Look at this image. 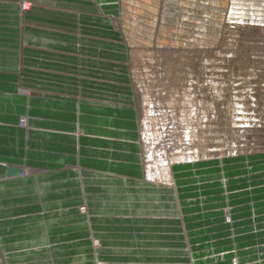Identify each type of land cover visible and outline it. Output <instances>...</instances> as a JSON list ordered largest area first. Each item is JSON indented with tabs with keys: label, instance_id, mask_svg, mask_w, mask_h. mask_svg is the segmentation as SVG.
<instances>
[{
	"label": "rangeland",
	"instance_id": "rangeland-1",
	"mask_svg": "<svg viewBox=\"0 0 264 264\" xmlns=\"http://www.w3.org/2000/svg\"><path fill=\"white\" fill-rule=\"evenodd\" d=\"M18 5L19 23H6L7 28L15 27L21 32L22 47L32 39L25 35L26 27L51 29L78 39L63 53L76 59L69 77L77 81L86 74L85 66L89 67L86 60L99 57L94 54L100 52L98 47L84 41L93 39L90 30L105 32L103 39L109 38L107 31L116 22L112 25L111 14L105 9L85 2L79 6L62 0H20ZM25 5L30 6L28 12L21 11ZM118 7L120 14L114 16L120 22L119 36L118 39L113 36L112 41L124 44L127 50L121 54L106 49L102 56L103 62L111 59L126 68L125 74L117 70L119 77L111 83L130 90L129 99L116 100L130 114L125 115L127 122L119 116V127L112 137L116 148L113 151L118 156L110 161L103 153L108 149H102L100 154L87 153V148L81 145L82 202L76 212L54 213L55 219L71 221L70 232L63 237L56 236L63 243L55 244L53 253L50 249L40 250L39 258L23 262L264 264V0H120L114 10ZM85 15L98 19L94 21ZM20 59V68L24 71L23 52ZM166 68L174 69L178 76L185 71L198 88L208 86V108L193 111L191 106H198L200 97L188 98L185 88L180 89L179 105L171 91L167 98L160 97L157 105L150 88L153 82L156 89L162 90L178 80L174 78L177 74L165 79ZM133 70L136 77L132 75ZM77 87L80 89L82 85ZM207 113L216 116L212 128L217 129L213 138L207 140L204 133L201 137L207 150L218 146L222 151L224 142L237 145L251 139L263 142L260 150L223 156L221 161L197 163L195 171L189 167L177 169L175 186L174 182L146 178V154L165 150L173 135L181 137L187 132L193 140L194 133L196 141L195 121ZM236 113L245 115L242 122H238ZM79 127L83 131L84 125ZM53 133L68 136L69 145H50L53 149L62 147L64 154L52 153L53 149L47 152L45 147L38 153L45 155V159L51 157L57 168L69 164H61L65 158L60 155L77 160L79 130ZM125 153L130 158L122 156ZM109 162L117 166L111 169ZM223 179H227V192ZM77 213L86 219L83 224L79 223ZM248 225L253 229H247L244 234L243 227ZM186 237L198 239V245L194 244L191 252ZM158 249L167 252H153ZM0 264H7L1 253Z\"/></svg>",
	"mask_w": 264,
	"mask_h": 264
},
{
	"label": "crops",
	"instance_id": "crops-1",
	"mask_svg": "<svg viewBox=\"0 0 264 264\" xmlns=\"http://www.w3.org/2000/svg\"><path fill=\"white\" fill-rule=\"evenodd\" d=\"M19 2L20 0H0V23L3 22L0 24V253L7 260V264H32L23 260L39 258L40 250L50 249L53 253L54 245L63 243L56 236L63 237L64 233L70 232L71 221L55 219L54 213L76 212L82 202L84 186L80 161L81 145L87 148V153L100 154L104 151L102 149H108L103 153L110 161L118 156L117 151H113L116 148L113 147L112 137L116 134L115 129L119 127V116L121 121L127 122L128 116L125 115L130 114L129 111H124L127 107L116 100L119 97L129 99L130 90L111 83L118 79V71L121 69L125 74L126 68L121 67V64H114L111 59L110 62L102 60L106 49L111 53L126 52L124 44L112 41L118 39V28L110 27V31H107L110 36L104 39L105 32L90 30L89 35L93 39L84 41L98 47L100 52L94 54L99 57H94V61L86 60L89 67L85 66L86 74L82 75V80L77 81L69 77L76 59L63 53H67L69 44H74L72 42L78 39L51 29L26 27L23 29L25 35L32 39L22 47L21 32L15 27L7 28L6 23H19ZM62 2L79 6L85 2L91 7L96 4L111 14L108 16L112 25L113 21L118 20L114 14H120V7L114 10L120 0ZM84 17L94 21L98 19L94 15ZM22 52L26 58L23 62L24 71L20 68ZM105 79L109 82L106 83ZM77 85H82V88L78 89ZM22 119H25V127L19 125ZM82 124L83 131L79 129ZM76 130L81 133H78L80 141L78 153H75L78 155L77 160L60 155V158L67 161L61 159V164L70 165L57 168L58 165L53 163L51 157L45 159V155L38 153L42 150L41 147H45L47 152L53 149L50 147L52 143H56L57 147L70 144L67 142L68 136L53 132L76 133ZM62 150V147L60 150L53 149L52 153L64 154L65 151ZM68 153L73 155L69 151ZM122 156L130 158L127 153ZM199 164L175 166L172 171L174 186L175 170L189 167L195 171ZM115 166L117 165L109 162V168ZM9 168L20 169L21 174L8 175ZM122 169L127 170L126 167ZM187 180L192 182L193 179ZM223 180L226 191L227 179ZM77 215L80 218L79 223L83 224L86 219L80 213ZM48 216L51 217L50 220ZM261 224L260 222L259 225ZM247 229L253 228L248 225L243 227L242 232L245 234ZM49 230L52 232L49 233ZM186 238L191 252L193 245H198V239ZM153 252L161 254L167 251L158 249ZM51 259H54L53 255Z\"/></svg>",
	"mask_w": 264,
	"mask_h": 264
},
{
	"label": "bare ground",
	"instance_id": "bare-ground-1",
	"mask_svg": "<svg viewBox=\"0 0 264 264\" xmlns=\"http://www.w3.org/2000/svg\"><path fill=\"white\" fill-rule=\"evenodd\" d=\"M29 10H30L29 5H25V8L21 9V11H23V12H28ZM115 27L116 28L120 27V22L117 20L115 22ZM179 57L182 58L184 56L180 55ZM192 58H195V56L194 57L192 56ZM203 66H205V65H203ZM158 67H159V65L156 66V69H158ZM172 68L175 69V67H172ZM172 68L171 69L166 68L165 76H167V77H165V79L169 80L170 79L169 76H173V75L175 76V74H177L174 78L178 79L179 81L176 80V82H172L171 87H169V88L165 87L162 90H159L158 88L156 89L155 81L153 82L154 85H152L150 87L151 90H153V92H154L153 94L157 99L156 104L159 105L158 100L160 99V97L167 98V93L171 91L173 94H175L174 95L176 97L175 101L179 105V100L181 99L180 89L185 88V89H187V92H188V95H187L188 98H193V97H198V96L200 97V99L198 101L199 105L198 106L197 105L191 106V109H193V111L196 112L197 110H205V108H208L207 107L208 103H209L208 102V95L210 93V88L206 85H203L201 88H198L196 85H194L192 83L191 79H188L187 73L185 71L181 73V76H178V72H176ZM155 73H156V75H158L157 70ZM132 75L134 77H136V75H137L136 71L133 70ZM248 76L250 77L251 74H249ZM155 80L157 82L158 77ZM205 83H207V82H205ZM216 84H217V82H216ZM156 90H158V91L156 92ZM144 93H145V90H144ZM158 109H161V108L159 107ZM177 111H179V110H177ZM193 111H192V113H193ZM151 112L154 114L156 111H151ZM157 112H159V111H157ZM236 112L239 113L240 111H236ZM238 113H236V114L238 116L237 118H240L238 121V122H240L242 117L245 115L243 114V116H240ZM195 115H196V113H195ZM215 118H216V116L214 114L211 115V113L210 114L207 113L206 116L202 115V118L197 117L195 124H194L195 127H197L196 132L198 133V137H197L198 141L196 140L197 142L194 141L196 138V137L194 138V133L193 134L191 133L193 130H191V132H190V134L193 135V140H192V138H190L192 136H189V134L185 131L186 133L185 134L183 133L181 137H176L175 135H173L170 139L169 146L166 147L165 150H159V152L157 151V154H155V153L152 154V152H151V154H146V157H145V160H146V178H149V179L154 180V181L155 180L164 181L165 183L167 182V183L172 184V182H173L172 170L174 169L175 165H180V164L181 165H185V164L186 165L187 164L194 165L196 163L208 162L210 160H215V159L221 161V158L223 156H234L236 154L240 155V153L243 151L250 153V152H255V151L260 150V147L262 146L263 142L261 144V143L254 141L253 139H251L249 141L242 140V141L238 142L237 145L235 143H232L231 145L228 143L229 144L228 145L226 142H224V146H223V150H222L224 152V154L220 150L221 148L217 149L218 146H216V149L214 148L211 150H207V147L202 142L203 138H201V137L204 133L206 135L205 137L207 138V140L213 138V136L215 135V133L217 131V129L215 130L214 128H212V121ZM245 122H246V120H245ZM245 122H244V125H245ZM20 125H21V127H25V119H22V121L20 122ZM185 126H187V125H185ZM187 128L189 131V127H187ZM245 128L246 127H244L242 129L243 132L246 131ZM247 129H248V127H247ZM200 132H202V134ZM239 133L241 134V131H239ZM176 135H177V133H176ZM168 186H169V184H168Z\"/></svg>",
	"mask_w": 264,
	"mask_h": 264
},
{
	"label": "water",
	"instance_id": "water-1",
	"mask_svg": "<svg viewBox=\"0 0 264 264\" xmlns=\"http://www.w3.org/2000/svg\"><path fill=\"white\" fill-rule=\"evenodd\" d=\"M20 174H21L20 169H13V168L8 169V175H20Z\"/></svg>",
	"mask_w": 264,
	"mask_h": 264
}]
</instances>
